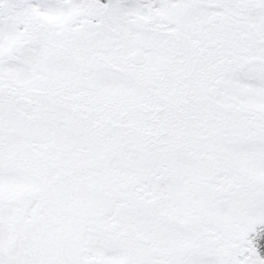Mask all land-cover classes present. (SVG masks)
<instances>
[{"label":"snow or ice","instance_id":"1","mask_svg":"<svg viewBox=\"0 0 264 264\" xmlns=\"http://www.w3.org/2000/svg\"><path fill=\"white\" fill-rule=\"evenodd\" d=\"M0 264H264V0H0Z\"/></svg>","mask_w":264,"mask_h":264}]
</instances>
